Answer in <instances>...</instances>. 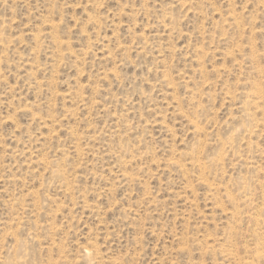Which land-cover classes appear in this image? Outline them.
Returning a JSON list of instances; mask_svg holds the SVG:
<instances>
[{
	"label": "rangeland",
	"instance_id": "374dc122",
	"mask_svg": "<svg viewBox=\"0 0 264 264\" xmlns=\"http://www.w3.org/2000/svg\"><path fill=\"white\" fill-rule=\"evenodd\" d=\"M0 264H264V0H0Z\"/></svg>",
	"mask_w": 264,
	"mask_h": 264
}]
</instances>
